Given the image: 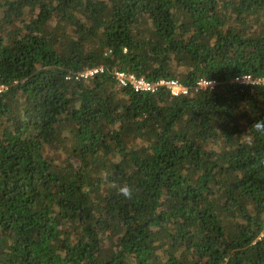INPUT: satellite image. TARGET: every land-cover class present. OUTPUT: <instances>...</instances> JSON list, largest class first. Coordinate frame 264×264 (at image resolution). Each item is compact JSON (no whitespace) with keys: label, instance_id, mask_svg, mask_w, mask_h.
I'll return each instance as SVG.
<instances>
[{"label":"trees","instance_id":"1","mask_svg":"<svg viewBox=\"0 0 264 264\" xmlns=\"http://www.w3.org/2000/svg\"><path fill=\"white\" fill-rule=\"evenodd\" d=\"M243 74L264 76V0H0V264H264Z\"/></svg>","mask_w":264,"mask_h":264},{"label":"built area","instance_id":"2","mask_svg":"<svg viewBox=\"0 0 264 264\" xmlns=\"http://www.w3.org/2000/svg\"><path fill=\"white\" fill-rule=\"evenodd\" d=\"M102 72H103V67H96L94 69H88L85 71H81L67 79H73V80L84 79L85 80L89 77L96 75L97 73H102ZM113 76L119 85L123 87L131 88L136 93L154 92L159 87H165L169 91V93L173 96L186 95L188 93V89L185 86H183L180 82H178L177 80H167V81L160 80L158 82L153 83V82H148L142 78H136L132 74H126L121 71L114 72ZM232 81L238 84L239 86L243 88H249L250 90H252L256 86H264V76L254 77L250 74H243V75L234 77ZM214 85H215V82H213V86L210 89H212ZM206 86H207V81L203 79L199 80L196 83L197 89H205Z\"/></svg>","mask_w":264,"mask_h":264},{"label":"clouds","instance_id":"3","mask_svg":"<svg viewBox=\"0 0 264 264\" xmlns=\"http://www.w3.org/2000/svg\"><path fill=\"white\" fill-rule=\"evenodd\" d=\"M212 86H213V82L207 80L206 90L210 89ZM252 127L255 129L256 132L264 133V120L257 121L255 124L252 125ZM115 186L116 185H113V187ZM119 194H121L125 198L130 199L133 195V192L130 187H128L127 185H124V186L119 187Z\"/></svg>","mask_w":264,"mask_h":264}]
</instances>
